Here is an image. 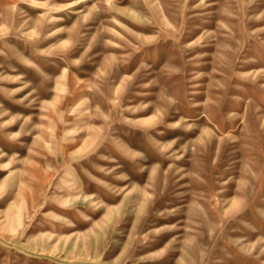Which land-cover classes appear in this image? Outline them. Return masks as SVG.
I'll return each mask as SVG.
<instances>
[{
	"label": "rangeland",
	"instance_id": "1",
	"mask_svg": "<svg viewBox=\"0 0 264 264\" xmlns=\"http://www.w3.org/2000/svg\"><path fill=\"white\" fill-rule=\"evenodd\" d=\"M0 264H264V0H0Z\"/></svg>",
	"mask_w": 264,
	"mask_h": 264
},
{
	"label": "bare ground",
	"instance_id": "2",
	"mask_svg": "<svg viewBox=\"0 0 264 264\" xmlns=\"http://www.w3.org/2000/svg\"><path fill=\"white\" fill-rule=\"evenodd\" d=\"M36 1V0H35ZM77 1V0H76ZM85 1V0H84ZM73 3V2H72ZM79 3V2H78ZM71 7V6H70Z\"/></svg>",
	"mask_w": 264,
	"mask_h": 264
}]
</instances>
